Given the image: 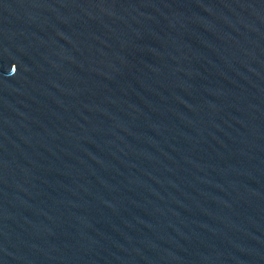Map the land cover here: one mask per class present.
<instances>
[{
	"label": "water",
	"instance_id": "obj_1",
	"mask_svg": "<svg viewBox=\"0 0 264 264\" xmlns=\"http://www.w3.org/2000/svg\"><path fill=\"white\" fill-rule=\"evenodd\" d=\"M0 264H264V0H0Z\"/></svg>",
	"mask_w": 264,
	"mask_h": 264
}]
</instances>
